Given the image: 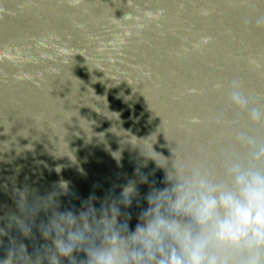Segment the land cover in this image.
I'll use <instances>...</instances> for the list:
<instances>
[{"label": "water", "instance_id": "obj_1", "mask_svg": "<svg viewBox=\"0 0 264 264\" xmlns=\"http://www.w3.org/2000/svg\"><path fill=\"white\" fill-rule=\"evenodd\" d=\"M261 17L264 0H0V215L15 208L13 187L45 195L61 181L71 195L59 210L78 211L90 195L99 208L135 178L137 144L218 165L225 148L247 151L238 133L264 140V121L228 98L239 79L264 109ZM141 170L164 186L153 160ZM138 190L130 230L149 185ZM33 233L10 230L0 258L10 236L29 254L48 243Z\"/></svg>", "mask_w": 264, "mask_h": 264}, {"label": "clouds", "instance_id": "obj_2", "mask_svg": "<svg viewBox=\"0 0 264 264\" xmlns=\"http://www.w3.org/2000/svg\"><path fill=\"white\" fill-rule=\"evenodd\" d=\"M257 23L264 24V17ZM228 98L250 121H264V109L249 105L239 79L231 81ZM235 141L247 151L225 148L218 165L207 157L179 158L173 151L165 157L153 150L155 141L150 150L137 144L143 159L135 178L120 185L118 195L106 196L99 208L90 195L78 211L59 210V198L71 195L64 181L45 195L13 187L15 208L0 215V238L12 229L32 238L35 227L48 243L29 254L10 236L0 264H62L65 258L69 264H264V140L240 132ZM148 160L164 170L163 187L142 172ZM139 184L149 185L146 207L130 230L127 210L134 201L140 206ZM41 213L46 218L37 224ZM81 252L84 259H77L74 253Z\"/></svg>", "mask_w": 264, "mask_h": 264}]
</instances>
